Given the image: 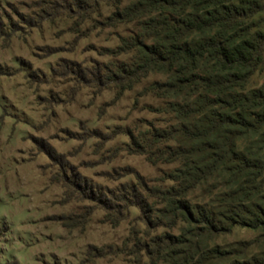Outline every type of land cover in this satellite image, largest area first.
Listing matches in <instances>:
<instances>
[{"label":"rangeland","instance_id":"rangeland-1","mask_svg":"<svg viewBox=\"0 0 264 264\" xmlns=\"http://www.w3.org/2000/svg\"><path fill=\"white\" fill-rule=\"evenodd\" d=\"M147 1L0 0V264H264V227L219 216L230 218L234 198L264 205V184L248 186L250 201L231 197L226 168L238 163L226 160L184 191L170 179L182 159L161 160L214 152L185 131L194 119L168 110L185 95L153 86L173 81V70L125 91L116 82L121 66L142 65L152 58L145 47L158 44L146 24L160 6ZM263 84L264 64L246 89ZM161 130L173 139L154 138ZM251 147L238 144L245 155ZM172 188L225 229L175 215L161 193Z\"/></svg>","mask_w":264,"mask_h":264},{"label":"trees","instance_id":"trees-1","mask_svg":"<svg viewBox=\"0 0 264 264\" xmlns=\"http://www.w3.org/2000/svg\"><path fill=\"white\" fill-rule=\"evenodd\" d=\"M147 4L160 6V19L151 18L146 24L155 30L158 44L144 46L152 58H141L142 65L121 66L117 84L125 91L152 70H173V81L153 86L174 89L177 97L185 95L183 101L169 102L168 110L177 117L194 119L190 131H185L204 151L214 152L208 153L206 159L196 158V151L187 149L170 151L168 156L162 153L161 160L183 161L182 168L170 174V179L186 191L200 185L206 172H216L220 163L234 161L236 166L226 168L229 183L237 185L230 196L250 201L252 190L248 186L258 184L256 190L261 191L264 184V84L246 89L250 78L264 64V30L260 28L263 18H259L264 13V0H148ZM173 137V132L165 130L154 133V138L161 140ZM247 140L254 149L251 147L245 155L238 144ZM174 192V188L161 191L164 201L175 205V215L189 222L200 221L214 231L225 229L222 217L232 225L264 227V205L244 209L241 200L234 198L228 207L230 218L221 213V219L217 218L209 210L200 218L190 203L184 198L177 200ZM133 193L138 196L135 204L146 211L148 202L135 189ZM242 211L248 216H243Z\"/></svg>","mask_w":264,"mask_h":264}]
</instances>
